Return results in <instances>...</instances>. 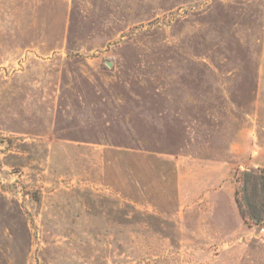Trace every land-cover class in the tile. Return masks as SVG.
I'll use <instances>...</instances> for the list:
<instances>
[{
	"label": "rangeland",
	"instance_id": "374dc122",
	"mask_svg": "<svg viewBox=\"0 0 264 264\" xmlns=\"http://www.w3.org/2000/svg\"><path fill=\"white\" fill-rule=\"evenodd\" d=\"M0 264H264V0H0Z\"/></svg>",
	"mask_w": 264,
	"mask_h": 264
}]
</instances>
